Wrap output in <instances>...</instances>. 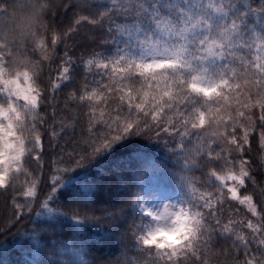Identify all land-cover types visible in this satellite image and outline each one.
Returning <instances> with one entry per match:
<instances>
[{
  "label": "snow or ice",
  "instance_id": "1",
  "mask_svg": "<svg viewBox=\"0 0 264 264\" xmlns=\"http://www.w3.org/2000/svg\"><path fill=\"white\" fill-rule=\"evenodd\" d=\"M0 201L32 264H264V0H0ZM61 217L119 254L53 242Z\"/></svg>",
  "mask_w": 264,
  "mask_h": 264
},
{
  "label": "trees",
  "instance_id": "2",
  "mask_svg": "<svg viewBox=\"0 0 264 264\" xmlns=\"http://www.w3.org/2000/svg\"><path fill=\"white\" fill-rule=\"evenodd\" d=\"M140 145L145 148V154L152 160L156 161L157 163H164L166 160V157L163 153V150L159 149L158 147L153 148L152 146L148 145L147 142L141 141ZM111 163H114V161H104L101 159L100 163L97 165V167L105 168L108 167ZM171 163V162H169ZM167 166V165H166ZM140 168V171L143 172V166L138 165ZM157 174L151 173L147 176H141L139 180L133 179L131 180V184L135 185L137 183H145L150 184L152 187H155L157 184L156 179L154 178ZM95 177V179H94ZM62 179L65 182H68L64 184L63 187L58 189L57 196L58 200L56 201V204L53 206H60L63 208V206L68 205H75L76 201L74 198H69L67 194L76 193L79 191L80 185L82 183L88 182V183H95L96 180L99 179L98 176H95V173L93 172L92 166H88L87 168L83 169H74L71 172H68L65 174V176L62 177ZM173 187H175L173 182ZM36 210H39L38 208ZM8 214V208L4 205L2 201H0V223H2L3 219L7 217ZM33 216H35V211L33 212ZM38 220H43L45 217H37ZM52 223V222H50ZM56 227L54 229V237L53 242L55 239H67L69 241V246L78 248L81 250L83 258L85 260L91 259L94 255H102L104 258H113L116 255L119 254V246H108V245H98L96 244V239L100 236L104 235V232L108 230V226L106 224H102L99 226H93L92 224L84 225L79 230L75 229L73 227L72 221L70 219L61 217L59 220L54 222ZM32 224L29 223V220L27 217L18 225H16L15 228L12 229L11 232L6 233L4 235H0V241L5 242L4 250L5 253L2 252V249H0V264H31V262L26 258L28 256H31V253L27 248H19V247H13L12 241L15 238L14 233H16L18 230L23 232L25 228H31ZM76 239L77 243L72 244L71 240ZM88 245H95V247L98 249V251L91 250ZM50 256L51 252L48 249H45ZM84 253H88L87 255H84ZM133 253L129 251L127 255L131 256ZM121 259H124L122 256ZM80 264V263H77Z\"/></svg>",
  "mask_w": 264,
  "mask_h": 264
},
{
  "label": "rangeland",
  "instance_id": "3",
  "mask_svg": "<svg viewBox=\"0 0 264 264\" xmlns=\"http://www.w3.org/2000/svg\"><path fill=\"white\" fill-rule=\"evenodd\" d=\"M159 201H153V203H158ZM81 256H82V254H81ZM33 257V259H35V260H41V259H48L49 257H50V255L48 254V252H46L45 251V255L44 256H35L34 257V255L32 256ZM30 258V257H29ZM72 258V260L75 262V264H77V263H79L80 262V256H72L71 257ZM33 259H32V261H33Z\"/></svg>",
  "mask_w": 264,
  "mask_h": 264
}]
</instances>
